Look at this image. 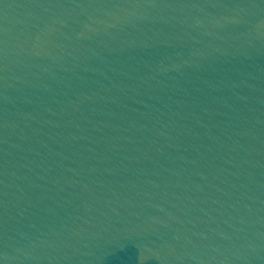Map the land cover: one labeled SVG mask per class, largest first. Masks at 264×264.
Returning <instances> with one entry per match:
<instances>
[{
	"label": "water",
	"instance_id": "95a60500",
	"mask_svg": "<svg viewBox=\"0 0 264 264\" xmlns=\"http://www.w3.org/2000/svg\"><path fill=\"white\" fill-rule=\"evenodd\" d=\"M0 264H264V0H0Z\"/></svg>",
	"mask_w": 264,
	"mask_h": 264
}]
</instances>
